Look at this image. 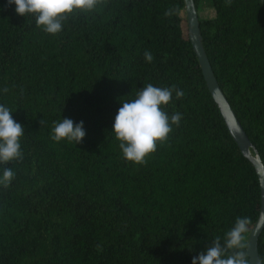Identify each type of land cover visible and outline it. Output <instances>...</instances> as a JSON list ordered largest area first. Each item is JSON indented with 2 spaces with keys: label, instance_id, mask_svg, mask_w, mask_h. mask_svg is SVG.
I'll return each instance as SVG.
<instances>
[{
  "label": "trees",
  "instance_id": "16d2710c",
  "mask_svg": "<svg viewBox=\"0 0 264 264\" xmlns=\"http://www.w3.org/2000/svg\"><path fill=\"white\" fill-rule=\"evenodd\" d=\"M209 1L204 49L264 163V0ZM62 24L45 33L0 0V104L24 128L23 159L0 165L15 173L0 186V264H191L238 217L249 264L260 182L208 90L184 0H97ZM147 84L181 89L164 111L182 119L134 164L111 130ZM64 118L83 121L80 144L50 138ZM258 250L264 264V231Z\"/></svg>",
  "mask_w": 264,
  "mask_h": 264
},
{
  "label": "clouds",
  "instance_id": "9594fccd",
  "mask_svg": "<svg viewBox=\"0 0 264 264\" xmlns=\"http://www.w3.org/2000/svg\"><path fill=\"white\" fill-rule=\"evenodd\" d=\"M15 6L16 14L35 19V25L45 33L57 34L74 11H91L97 0H6ZM168 15L169 13H165ZM143 58L151 62V52L145 51ZM6 91V89L4 90ZM173 92L177 99L184 95L181 89L157 87L147 84L139 89L130 100H120L112 124L111 134L119 142L122 157L134 164H143L145 158L156 150L158 143H163L172 127L178 126L182 119L179 112L168 115L164 106L172 99ZM8 107L0 104V165L23 159L20 139L24 135L23 126L16 122ZM83 121L74 122L70 118L54 122L50 138L55 142L66 140L80 144L85 137ZM15 177L10 167L0 168V186L8 187ZM246 217L236 218L233 227L224 234L223 243L216 238L211 246L192 257L191 264H247L242 237L247 230ZM231 250V252H229Z\"/></svg>",
  "mask_w": 264,
  "mask_h": 264
},
{
  "label": "water",
  "instance_id": "95a60500",
  "mask_svg": "<svg viewBox=\"0 0 264 264\" xmlns=\"http://www.w3.org/2000/svg\"><path fill=\"white\" fill-rule=\"evenodd\" d=\"M188 39L197 57L208 90L214 99L226 126L238 145L242 155L252 164L260 182L261 207L259 217L251 229L247 240L249 264H263L259 256V241L264 231V163L258 150L250 141L242 124L238 120L227 97L220 87L203 45L200 17L194 0H184Z\"/></svg>",
  "mask_w": 264,
  "mask_h": 264
},
{
  "label": "rangeland",
  "instance_id": "374dc122",
  "mask_svg": "<svg viewBox=\"0 0 264 264\" xmlns=\"http://www.w3.org/2000/svg\"><path fill=\"white\" fill-rule=\"evenodd\" d=\"M198 14L201 20L214 18L215 10L212 2L209 0L203 1L198 8Z\"/></svg>",
  "mask_w": 264,
  "mask_h": 264
}]
</instances>
